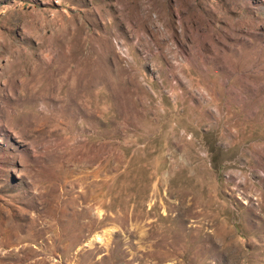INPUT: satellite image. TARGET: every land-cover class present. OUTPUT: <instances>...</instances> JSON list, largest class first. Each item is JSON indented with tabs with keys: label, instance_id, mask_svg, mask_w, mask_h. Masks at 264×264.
<instances>
[{
	"label": "rangeland",
	"instance_id": "1",
	"mask_svg": "<svg viewBox=\"0 0 264 264\" xmlns=\"http://www.w3.org/2000/svg\"><path fill=\"white\" fill-rule=\"evenodd\" d=\"M0 264H264V0H0Z\"/></svg>",
	"mask_w": 264,
	"mask_h": 264
}]
</instances>
